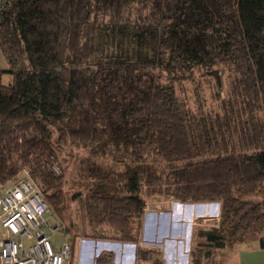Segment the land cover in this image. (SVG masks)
Masks as SVG:
<instances>
[{"label":"trees","instance_id":"obj_1","mask_svg":"<svg viewBox=\"0 0 264 264\" xmlns=\"http://www.w3.org/2000/svg\"><path fill=\"white\" fill-rule=\"evenodd\" d=\"M9 1V9L0 17V26L7 27L6 41L0 39V44L6 54L25 52L31 69L0 68V182L16 176L23 165L30 166L46 190L52 189L47 197L60 211L63 192L60 176L51 169V125L66 122L73 142L104 145L108 138L126 140L136 127H146L156 134L166 155L183 160L176 169L178 199L219 201L223 210L220 224H234V232L246 227L262 229L264 200L246 202L235 194L264 195V120L252 115L240 127L229 113L208 123L198 120L161 84L126 78L133 76L131 64L105 62L94 72L69 67L72 56L80 60L95 54L88 45L79 46L93 11L92 0ZM131 1L104 0L103 4ZM152 1L165 14L163 24L169 22L160 35L161 49H169L175 62L183 64L202 61L212 53L210 42L217 43L242 75L236 85L248 97L244 111L261 105L264 0ZM144 33L137 35L141 38ZM6 73L15 76L12 84L2 82ZM237 128L242 151L235 142ZM219 150L225 153L204 157ZM97 171L103 187L93 191L87 205L90 212L97 213L99 223L111 224L113 234L98 232L93 237L128 243L86 239L94 254L93 264L107 249L117 252L114 264H133L132 242L137 243L139 237L133 234L132 219L142 217L146 208L140 195L141 179L151 186L160 183L163 175L152 165L128 167L120 173L126 192L120 195L108 184L113 178ZM199 234L212 246L225 247L222 230H201ZM260 245L264 247V237ZM123 249L130 253L125 261ZM139 252L145 259L151 256L150 251ZM152 264L164 262L158 258Z\"/></svg>","mask_w":264,"mask_h":264},{"label":"rangeland","instance_id":"obj_2","mask_svg":"<svg viewBox=\"0 0 264 264\" xmlns=\"http://www.w3.org/2000/svg\"><path fill=\"white\" fill-rule=\"evenodd\" d=\"M92 1L93 11L79 46L88 45L95 54L80 60L72 56L68 60L69 67L77 70L91 69L94 72V69L105 62L111 66L121 65V63L131 64L133 76L126 78L161 84L168 89V92L173 93L180 105L198 120L208 123L217 118H223L228 113L232 114L239 127L242 120L249 121L252 115L254 118L264 120V101L257 109L244 111L248 97L239 92L236 85L242 75L237 70L234 60L224 56V52L217 43L210 42L212 53L200 62L186 61L183 64L175 62L169 49L160 48V35L169 22L165 21L163 24L162 18L165 14L156 7L154 1L133 0L126 5L103 4L104 0ZM6 28V26H0V39L3 42L6 41ZM138 32L147 33L142 34L141 39L137 35ZM4 54L8 62H4L0 67L8 66L7 68L16 71L31 69L25 52L11 51ZM14 77L13 74H3L2 82L6 85L12 84ZM139 128L142 130L136 127L126 140L118 142L108 138L109 142L104 145L103 143L73 142L66 122L49 127L53 146V156L50 157L51 169L60 176L58 183L63 192V203L60 205L62 209L57 211L47 198L51 204L52 217L66 228L68 239L74 247L69 264H93L94 254L86 244V239L120 241L123 244L127 242L93 237L98 232L113 234L111 224L99 223L97 213L90 212L87 205L93 191L101 190L103 187L97 170L113 178L114 181L108 184L113 193L120 195L126 193L120 173L128 167L137 169L152 165L163 175L160 183L155 182L151 186H148L143 178L141 179L140 195L146 200V208L142 217L135 216L132 219L133 234L140 239V246L137 247L136 254L134 253L137 258L133 264H152L154 259L158 258L164 264H217L215 260H219L220 264H231L230 250L234 251L240 245L260 243V238L264 237V226L258 231L246 227L238 229L237 232H234V224L221 226L223 216L221 204V211L217 217L195 219L190 247L187 248L185 242L186 248L181 245L185 248L184 253L183 250L175 251L176 240H182L184 243L186 234H183L184 226L181 228L180 223L174 222L166 213L171 211L174 200H180L175 196L176 169L183 160L166 155L156 134L147 130L146 127ZM239 131L237 128L235 142L238 150L242 151ZM223 153L225 152L220 150L210 151L204 157ZM32 171L30 166L23 165L14 177H21L27 173L34 176ZM35 180L44 189L46 196L52 192V189L46 190L41 178L35 177ZM235 195L246 202L257 203L264 200L263 194ZM213 229L223 231L225 247L212 246L199 234L201 230ZM180 234L181 238L177 239ZM144 236H146L145 239H143ZM52 238L56 244L60 243L59 232L52 235ZM166 244L169 248L168 254H166ZM139 249L150 251L151 256L148 255L145 259L141 254L142 257H138ZM186 253L187 260L184 255ZM102 257L106 258V261L100 262L99 259ZM116 258L115 250H103L95 258V264H114Z\"/></svg>","mask_w":264,"mask_h":264},{"label":"built area","instance_id":"obj_3","mask_svg":"<svg viewBox=\"0 0 264 264\" xmlns=\"http://www.w3.org/2000/svg\"><path fill=\"white\" fill-rule=\"evenodd\" d=\"M9 6V0H0V17ZM58 232L56 244L52 235ZM72 254L66 228L52 217L35 176L27 173L0 182V264H69Z\"/></svg>","mask_w":264,"mask_h":264},{"label":"water","instance_id":"obj_4","mask_svg":"<svg viewBox=\"0 0 264 264\" xmlns=\"http://www.w3.org/2000/svg\"><path fill=\"white\" fill-rule=\"evenodd\" d=\"M209 205V206H208ZM221 211V203L219 201H180L174 200L171 211L167 212L173 218L174 221L181 223L183 220L184 233L187 229V248H189L191 229L196 218H208L206 217L209 212L210 217L218 216ZM161 217V216H160ZM94 241V239H92ZM114 243H122L120 241H114ZM128 242H125V244ZM134 244V252H136L137 244ZM136 254V253H135Z\"/></svg>","mask_w":264,"mask_h":264},{"label":"crops","instance_id":"obj_5","mask_svg":"<svg viewBox=\"0 0 264 264\" xmlns=\"http://www.w3.org/2000/svg\"><path fill=\"white\" fill-rule=\"evenodd\" d=\"M7 61V58L3 52V49L0 44V65ZM8 62V61H7ZM9 65V63H8ZM8 67V66H7ZM7 67H0V68H7ZM193 229V226H192ZM191 229V234H192ZM185 230V229H184ZM183 230V234H184ZM187 233V229H186ZM185 233V234H186ZM146 236L143 237L145 239ZM114 242V241H111ZM182 240H177L176 245L174 244L175 251L179 252L181 250V243ZM138 243V242H137ZM183 243V242H182ZM137 246H140V239ZM166 254H168V246L166 244ZM220 251V250H219ZM221 252H223L221 250ZM226 253V252H224ZM130 253L127 250L123 249V260H127L129 258ZM179 255V254H178ZM229 255H231V264H264V247L260 245V243H254L251 245H240L234 251H229ZM217 264H220L219 260H215Z\"/></svg>","mask_w":264,"mask_h":264},{"label":"bare ground","instance_id":"obj_6","mask_svg":"<svg viewBox=\"0 0 264 264\" xmlns=\"http://www.w3.org/2000/svg\"><path fill=\"white\" fill-rule=\"evenodd\" d=\"M208 206H209V205H208ZM209 214H210V213L208 212L207 215H206V217L209 218V217H210ZM218 215H219V214H218ZM215 217H217V216H215ZM171 218H172V217H171ZM172 219H173V218H172ZM174 222H175V221H174ZM176 224H177V223H176ZM176 224H175V225H176ZM183 225H184V224H183V220H182L181 223H180L181 228H183ZM180 238H181V234H180L179 236H177V239H180ZM166 240H167V239H166ZM176 241H177V240H176ZM186 241H187V235H185L184 243L181 244V243H182V242H181L180 244L184 246ZM170 242H171V240H170ZM170 242H169V243H170ZM167 244H168V243H167ZM169 245H170V244H169ZM175 245H176V243H175ZM183 246L181 247V250H183V253H184V252H185V248H186V246H184L185 248H184ZM189 247H190V246H189ZM168 249H169V248H168ZM170 249H171V248H170ZM171 250H172V249H171ZM168 251H169V250H168ZM173 251H174V250H173ZM171 252H172V251H171ZM188 252H189V251H188ZM184 255H186L185 258H186V260H187V253L184 254ZM174 257H175V256H174ZM166 260H167V259H166ZM176 260H177V259H176ZM168 262H169V261H168ZM180 262H181V261H180ZM180 262H179V263H180ZM174 263H175V262H174Z\"/></svg>","mask_w":264,"mask_h":264}]
</instances>
